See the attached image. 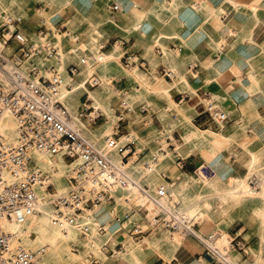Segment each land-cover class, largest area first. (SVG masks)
Returning a JSON list of instances; mask_svg holds the SVG:
<instances>
[{
  "label": "crops",
  "instance_id": "0c3cea01",
  "mask_svg": "<svg viewBox=\"0 0 264 264\" xmlns=\"http://www.w3.org/2000/svg\"><path fill=\"white\" fill-rule=\"evenodd\" d=\"M74 5L76 9L71 8L57 16L54 6L45 7L39 2L36 8L38 10L45 8L51 14L41 17L32 11L31 19L24 21L23 26L22 20L20 21V30L37 44H42L38 33L44 30L46 43L55 47L61 57L70 46L77 45L79 41L89 40L96 30H102L105 36L102 39L104 45L101 51L107 52L119 46L122 49L120 62L124 69L137 68L151 78L156 76V83L160 85H171L181 77L189 81V87L185 91L174 93L173 99L178 107L173 105L166 111L168 121L175 126V130H153L150 121L145 123L148 130H151L148 144L154 146L160 159L163 157V161L161 160L158 165H168V168L160 173L163 184L166 183L169 189L175 188L183 184L186 174L199 176L197 175L199 168L205 166L207 177L213 178L216 173L222 182L232 185L248 177L249 167L254 159L257 166L263 165L264 0H75ZM115 5L118 6L117 11L113 10ZM85 11L90 14L88 19L79 15ZM9 49V52L6 51L7 54H15L17 45L12 44ZM81 56L80 49L69 54V58H65L67 63L65 69L61 66L63 62H51L62 72V91L72 92L73 85L83 79L90 90L96 91L101 87L103 82L101 73L97 71L89 75L88 71L92 66L89 67ZM128 56L132 57L130 62L133 63L126 67ZM97 63L94 61L91 64L94 66ZM70 67H77L78 74L70 75L68 72ZM164 70L171 71L175 77L169 79L163 74ZM157 76L165 81H159ZM66 77L70 83L66 82ZM93 77L99 80L98 86L90 84ZM112 83L121 95L128 94L130 85L125 76L119 80L113 79ZM115 99L118 103V106L115 104L117 106L115 114L126 115L123 121H119L118 133L114 136L116 140H120L122 135L129 134V125L135 129L132 121L138 118L134 117L135 111L126 112L122 109L123 99L118 100V97ZM79 101L82 105L78 108V115L85 113L79 120L85 123L90 120V125L94 128L98 122H104V116L94 109L88 93L82 94ZM207 102L228 115V121L221 124L223 128L213 121L208 113L205 105ZM151 103L156 108H158L156 104L169 105L157 98L150 99L149 104ZM63 104L71 111L68 105ZM150 107H143L141 113L148 114L147 117H154L150 115ZM94 113H97L96 117L89 119L92 114L95 115ZM129 115L131 117H128ZM98 116L100 118L97 119ZM223 130H226L224 141L211 138L209 143L201 140L190 143L192 132L211 131L218 134L224 132ZM163 132L166 133L164 140L160 136ZM130 142L134 143L132 147L135 160L129 170L140 164L142 165L140 169L144 172L143 164L150 162L154 157L147 158L148 155L139 149L135 139L122 146L115 145V151L122 161L119 149ZM217 147L223 149L215 152ZM160 149L164 151L162 155L158 153ZM170 156H173L172 159ZM180 160L185 165L183 169L179 167ZM245 180L248 183V179ZM140 186L146 191L152 189L151 185ZM260 186L261 190L255 192L264 191V179H261ZM124 193L121 191L119 195ZM246 202L251 204L250 210L262 215L264 200L257 198ZM136 209L137 212L132 216V220L135 221L145 214V211H140L139 206ZM257 217L256 221L244 219L233 224L230 231L231 239L236 237L247 246L246 254L239 251L231 253L236 255V262H232L233 264H264V217ZM113 221L115 232L112 227L103 225L107 229V234L94 235L93 238L97 247L95 252L101 258V264H159L165 260L164 258H168L165 261L177 259L181 264L215 263L214 258L205 255L202 245L192 237L186 236L185 245L173 258L164 255L165 248L158 251L146 242L154 236L165 237L167 231L160 229L143 239L134 238L114 218ZM201 229L209 233L203 227ZM116 235L122 239L127 237L133 242L134 245L127 243L133 254L123 257L129 250L125 243L115 242ZM105 244L115 252L114 255L100 253L98 248ZM117 246L122 247V254L116 253Z\"/></svg>",
  "mask_w": 264,
  "mask_h": 264
},
{
  "label": "built area",
  "instance_id": "2783aa9c",
  "mask_svg": "<svg viewBox=\"0 0 264 264\" xmlns=\"http://www.w3.org/2000/svg\"><path fill=\"white\" fill-rule=\"evenodd\" d=\"M113 10L117 11L118 6L115 5ZM19 25L20 21L10 15L1 17L0 128L5 117L11 115L17 123V140L8 143L0 131V264H37L39 255L15 244L16 235L8 231L4 223L23 224L48 208L55 222L66 224L64 232L67 233L69 228L77 229V241L71 249L83 256L84 264H101L93 238L106 235L107 229L103 225L93 227L85 222L96 208L106 206L112 207L114 220L131 237L143 239L160 229L183 233L202 245L205 255L214 258L213 264H233L228 258L232 251L246 254L247 246L236 237L231 239L229 246L221 248L219 234L206 233L197 223L187 219L180 203L171 194L163 197L165 201L156 200L157 212L151 213L147 209L139 220H132L137 206L124 194L130 188L143 189L129 172L135 160L134 143L119 149L122 156V166H119L84 137L76 120L83 118L85 113L75 116L60 100L62 72L51 62L61 63V55L55 47L48 46L44 30L38 33L42 44H37L20 30ZM12 44L17 45V50L8 55L6 51L9 52ZM131 60L132 57L128 56L126 67L133 63ZM68 72L75 76L78 69L70 67ZM163 74L169 79L175 77L171 71L164 70ZM90 84L98 86L99 80L93 77ZM205 105L217 124L228 121L225 112L211 103ZM121 107L130 111L123 103ZM33 151L61 155L71 165L78 161L65 177L64 191H58L49 181L50 173L40 171L32 157ZM158 153L162 155L164 151L160 149ZM159 162L160 155H157L142 168L151 174ZM179 167L185 168L182 160ZM260 182L256 176L250 178V190H260ZM121 191L125 193L119 195ZM117 207L123 211L121 214L116 212ZM116 249V253H121V246ZM99 250L105 255L115 254L107 244L101 245ZM159 264L181 263L172 259L162 260Z\"/></svg>",
  "mask_w": 264,
  "mask_h": 264
},
{
  "label": "bare ground",
  "instance_id": "6f19581e",
  "mask_svg": "<svg viewBox=\"0 0 264 264\" xmlns=\"http://www.w3.org/2000/svg\"><path fill=\"white\" fill-rule=\"evenodd\" d=\"M39 2L43 3L45 7L54 6L56 13L54 14L57 16H61L63 12H67L71 8L76 9L74 5L75 0H0V18L3 16V13H6L16 19L27 22L31 19L32 11H35L41 17L50 15L51 13L46 11L45 8L42 10H38L36 8V4ZM79 15L82 18L86 17L87 19L90 16L88 11H85L84 14L79 13ZM104 36L105 34L102 30H96L94 34L89 37V40L86 39V41H79L77 45L70 46V48L66 50L67 52L62 53V69H65L67 64L65 58H69V54L76 53L77 50L80 49L82 51L81 59H84L89 64H87L89 67L92 66L91 69H89L88 71L89 75L96 67L102 66L105 70L108 71H111L112 69H114V67H117L119 68V78L125 76L129 85L138 83L142 88L141 90H143V88L145 87L146 95H141L139 91L134 92L129 96L127 93H125L126 96H123L120 94V91H118L106 77L105 80L102 82V85L99 90L96 91L88 89L85 85L84 79L80 80L79 82L73 85L72 92H67L63 90L60 95V100L69 106L70 110L75 116H78V108L82 105L79 101V97L84 93L89 94V100L93 101V107L97 110V113H102V115L104 116V122L100 125L99 128H94L90 124V127L86 126L85 122L77 118V127H79V129L82 131L84 137L89 140H96L98 142H108L112 146L111 148L114 153L113 161L117 165L122 166L121 160L117 155L113 144H118L119 146H122L129 141H133L137 133L132 129V125H129V134L122 135L120 137V140H116L114 138L115 134L118 133L119 121L121 119L126 118L125 114L121 116L115 114L114 105L117 101L115 98L118 97V99H123L125 102L123 101L122 103L125 104L130 111H135L134 117L139 119L140 115L134 109V106L139 101L144 98L147 99L148 97L154 96L160 101L164 100L169 103V105H174L175 107H178L173 99L174 93L176 91H185L189 87V81L185 77H181L180 79L176 80L175 83L168 86H164L162 84L158 85L156 83V76L151 79L147 78L145 75L141 74L137 68H133L128 72H125L121 68L122 63L120 62V57H122V49L119 46H115L107 52L101 51V47L104 45L102 43V39ZM2 49L3 48L0 43V51ZM94 61H97L98 63L93 66V64L91 63ZM158 79L159 81H165L160 77H158ZM66 82L70 83V80L67 77ZM154 83L158 87L155 89H150V86ZM86 106L88 107L87 104ZM156 106L158 108L161 107L159 104H156ZM165 111H167V109H165ZM97 113L94 114L96 115ZM162 114L164 115V111ZM94 117L96 116H93L92 114L89 119H93ZM128 117H131V115H129ZM16 128L17 123L15 119L11 115L6 116L2 122L0 131L2 135L6 138L8 143L13 144L16 142ZM221 128H223L222 125ZM223 131L224 132H220L218 134L213 133L211 131L202 133L198 131L192 132V141L190 143H194L198 140H201L203 142L206 141L209 143L211 138H217L219 140L224 141L226 136V130ZM185 139L187 142L186 136ZM222 149L223 148L221 147H217L215 152H220ZM32 157L35 161H37L38 168L42 173H50L49 181L51 182L52 180V182L56 185L58 191H64L66 189V186L64 185L63 177L70 173L72 168L78 164V161L71 165L61 155H53L48 152L42 151H33ZM171 157L173 156H170V158ZM161 160L163 161L162 156L160 161ZM167 168V164L160 165L159 167L155 168V172L151 174L145 173V175L143 176L142 173L140 174L137 168H133L130 171V175L135 180H137L139 184L141 180L146 177V179H152L157 181L158 185H160L162 184L160 173L166 170ZM249 168L250 171L248 176L257 173L258 166L256 165L255 159ZM205 171V166L199 168L197 172V175L200 176L199 180L201 182H206L207 186L213 187L218 191V202H225L227 205H237L240 201H242V199L245 198L250 200L261 198L262 200H264V191L262 193H257L255 191L248 190V183L245 179L238 181L237 183H234L232 185H226V183L222 182V180L218 178L216 173L213 178H208L205 175ZM259 176L264 179V173H260ZM185 178L187 182L188 180H195V177L189 174H186ZM186 187L187 185H184L183 190L178 189V191H171V194L174 196L175 200L183 204V207L186 206L185 204H188V202L192 200V203L190 205H187V209L189 211L187 215L188 217L186 218L194 223H197L200 227L209 228L214 221L211 204L203 205L205 201L197 199V196L190 197L188 196V194H185V192L188 191ZM166 188L168 189V186ZM126 192L132 194L135 198V202L138 205H142L143 208H146L151 211V213H155L154 210L156 212L159 210L156 204V199L152 198L147 192H145L140 187L130 188ZM261 211L262 216L264 217V209H261ZM113 217L114 216L112 210H107L106 207H98L93 212L92 217L88 219L85 223L88 225H92L93 227H97L100 225L108 226L112 222ZM4 226L8 231L16 235L15 244H20L28 251L30 249L36 250L37 248H41V256L39 257L41 259V262H39L38 264H78L77 260L71 256L69 246L70 241L75 240L78 235L77 229L69 228L67 233L64 232L66 224L55 222L49 209L44 210L41 215L30 218L27 222L23 224L4 223ZM32 233L36 234L35 239L31 238ZM173 233L176 234L170 237L169 240L166 242L163 240L164 236H154V238H152L151 240H146V242L150 246L152 245L160 250L162 249V251L165 248L166 252H164V255H170L174 258V256H176L177 253L181 251V248L185 245L183 241L185 239L181 236L183 235L182 233L170 232L169 235H172ZM178 234H180L183 239ZM93 235H95V233ZM115 237V242H123L128 247L129 252L123 257H128L133 254L132 252H130L131 248L127 244H133L132 241H129L127 237H125L124 239L119 238V236L117 235ZM219 241H222L221 248H224L225 246H229L231 238L227 240L225 237H223ZM228 258L231 262H236V255L228 254ZM202 263L205 264V262Z\"/></svg>",
  "mask_w": 264,
  "mask_h": 264
},
{
  "label": "rangeland",
  "instance_id": "374dc122",
  "mask_svg": "<svg viewBox=\"0 0 264 264\" xmlns=\"http://www.w3.org/2000/svg\"><path fill=\"white\" fill-rule=\"evenodd\" d=\"M4 15H8L6 13H3V16ZM57 19V18H56ZM0 21H1V18H0ZM21 21V20H19ZM24 21H21V26L24 25ZM67 37V35H66ZM69 39H71V37H69ZM1 43V42H0ZM2 45V43H1ZM2 48H3V45H2ZM121 68L122 70H124L125 72H128L129 70H126L124 69V67L121 65ZM119 68L117 67H114V69H112L111 71H108V70H105L102 66L100 67H96L93 71V72H100L101 73V76H102V80L104 81L105 78L107 77V79L109 80V82L111 84L112 83V80L113 79H117L119 80V72H118ZM141 74L145 75L147 78H151V76L149 75H146L144 73H142L141 71H139ZM91 73V74H92ZM159 85V84H158ZM164 86H168V85H164ZM128 96L130 94H133L134 92H139L140 91V94L141 95H146L145 91H146V88L144 87L143 90H141V86L138 84V83H134L130 86H128ZM158 86L154 84H152L150 86V89H155L157 88ZM136 88H139V89H136ZM151 100H155L156 98L154 96H151V97H148L147 99H142L141 101H139L135 107V110L136 112H138L139 115H141L142 117H140L139 119H135L133 120L132 124L135 125V129L134 131L137 133V135L135 136V141L136 143L138 144V147L141 151H143L144 154L148 155L147 158H153L156 156V149H154L153 147L154 146H150L148 144V138L150 137V129L148 130L147 126L145 123L149 122L151 123V128L154 130H175V126H173L172 124L169 123L168 121V114L166 113L165 111V108L166 109H171L173 107V105H168V104H165V105H161L160 108H156L154 106L153 103H151V105L149 104V101ZM119 100V99H118ZM149 100V101H148ZM117 102V101H116ZM117 106H118V103H115ZM115 105L114 108H116L117 106ZM153 105V106H152ZM146 106H151L149 109L151 111V114L150 115H153L154 117H151V116H148V114H142L141 113V109L143 107H146ZM164 109V110H163ZM164 111V115L162 114ZM153 113V114H152ZM96 116V115H94ZM147 117V119L145 118ZM145 118V119H144ZM90 120H88V122H86V126L90 127V123H89ZM102 124V121L98 122L97 125H94L96 128H99V126ZM169 125H172L169 126ZM165 126V127H164ZM169 132V131H168ZM160 136L163 137V140L166 138V133L163 132V133H160ZM87 139V138H86ZM89 140V139H88ZM138 140V141H137ZM90 142L94 143L97 147H99L100 149H102L105 153H107L111 158L112 160L114 159V153L112 151V146L108 143V142H98L96 140H89ZM114 147H115V144H113ZM135 167L133 168H137L138 171L140 172V174L142 173V176L145 175V172H143L140 167L141 165L140 164H136L134 165ZM140 166V167H139ZM131 168V169H133ZM130 172V170H129ZM260 173H264V163L263 165H259L258 168H257V173H254L253 175L256 176L258 179H262L261 176H259ZM206 175V174H205ZM252 176H246L245 179H248V181L250 180V178L253 177ZM67 176V175H66ZM63 177V181H64V185L66 186V183H65V177ZM150 176V175H148ZM147 176V177H148ZM208 178H211L208 176ZM200 179V176H196L195 177V180H185L182 182L183 184L181 185H178L176 186L175 188H172V189H167V184L164 183L163 184V181H162V184L158 185V182L155 181V180H152V179H146L143 178L140 182V185H151L152 186V189H150L149 187L147 188V190L149 191H146V189L144 190L145 192H147L152 198L156 199V200H162L163 197L166 195V194H171V191H178L179 190H183V186L184 185H187L186 189L188 191L185 192V194H188V196L190 197H193V196H196L197 195V199L199 200H203L205 201L203 205L205 204H211V208H212V215L214 216V221L213 223L210 225L211 228L213 229H210V228H205L204 227V230H207L209 232V234H219V237L220 239L225 237L227 240L230 239V231H231V228L233 226V224L236 222V221H243L244 219L245 220H258V217L259 216L260 218H263L262 215H259L258 213H256V211L254 212V210H250V206L251 204H247L248 202L246 201H249L250 199H242V201H240L237 205H227L225 202H218V198H219V193L216 191V189H214L213 187H209L207 186L206 182L204 183H201V181L199 180ZM52 182V180H51ZM53 183V182H52ZM186 183V184H185ZM54 184V183H53ZM229 184V182H228ZM55 185V184H54ZM56 187V185H55ZM169 187V186H168ZM57 188V187H56ZM248 190L250 189V187L248 186L247 188ZM260 190H261V186H260ZM259 190V191H260ZM165 191V192H163ZM161 195H163L161 197ZM172 195V194H171ZM217 195V196H216ZM125 196L129 199V201L136 205V206H139V209L140 211H146L147 209L146 208H143L142 205H138L136 202H135V198L132 194L130 193H125ZM173 196V195H172ZM174 198V196H173ZM175 199V198H174ZM162 201H165V200H162ZM192 201V200H191ZM189 201L188 204H185L186 206H182L183 204L180 203V208L183 209L185 211V213L188 215V209H187V205H190L192 202ZM218 202V203H217ZM260 202V201H258ZM215 204V205H214ZM247 204L246 208H245V205ZM255 204V203H254ZM259 204V203H258ZM242 205V206H241ZM257 205V203L255 204V206ZM254 206V207H255ZM107 210H113L111 207H106ZM221 208V209H220ZM229 208V210H228ZM49 209V208H48ZM47 210V209H45ZM51 211V209H49ZM116 212L119 214H121L123 211H120L119 207L116 208ZM154 212H156L154 210ZM52 214V212H51ZM113 216H114V213H113ZM188 217V216H187ZM214 225V226H213ZM109 227H112V229L114 230L115 229V225H114V221L112 220V222L108 225ZM200 227V226H199ZM202 228V227H200ZM210 231H209V230ZM115 232V230H114ZM168 234V235H167ZM170 232H165V237H163V240L166 242L169 240L170 237H172L174 234L176 233H173L172 235H169ZM183 234V233H182ZM180 236V234H178ZM78 236V235H77ZM184 239H187L186 238V235L183 234L181 235ZM180 236V237H181ZM181 237V238H182ZM31 238L35 239L36 238V234L32 233L31 234ZM182 238V239H183ZM77 241V237L75 240H72L70 241L69 243V246H70V254L73 258H75L78 262V264L80 263H83V256L81 254H75L73 251H72V244L74 242ZM185 241V240H183ZM220 247H222V241H219V244H218ZM152 248H155L156 250H160L158 248H156L155 246H150ZM41 248H37L36 250H29L31 252H34L36 254L39 255V257L41 256ZM233 252V251H232ZM231 252V253H232ZM231 253H229L231 255ZM231 257V256H230ZM80 258V259H79ZM165 260H168V258H164ZM41 262V259L38 260L37 264Z\"/></svg>",
  "mask_w": 264,
  "mask_h": 264
}]
</instances>
